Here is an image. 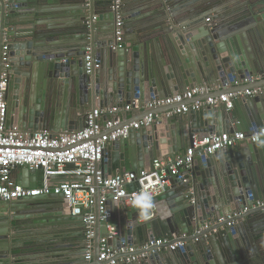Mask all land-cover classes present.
<instances>
[{"label": "water", "instance_id": "obj_1", "mask_svg": "<svg viewBox=\"0 0 264 264\" xmlns=\"http://www.w3.org/2000/svg\"><path fill=\"white\" fill-rule=\"evenodd\" d=\"M63 1L73 5L70 10L75 15L76 30L70 36L60 35L61 30L53 32L57 28L40 21L41 16L50 13L47 5L51 0H0V80L5 74L6 129L16 127L23 133L45 131L57 136L81 131L88 109L93 111L96 107L125 106L133 99H138L142 106L153 98H167L197 86L210 90L219 87L218 95L264 87V34L256 30L255 22V16L264 10V0H237L219 10L216 9L222 4L219 2L225 0H219L217 5L213 4L217 0H155L160 12L153 24L129 21L137 13L125 16L123 29L134 30L125 33L130 38H122L121 48L116 51L111 49L115 14L109 9L110 0H101V4L96 0ZM99 6L107 10L112 24L103 39L98 38ZM24 15L33 16L26 25L20 20ZM87 47L100 65L89 75L84 60ZM252 77H260L262 84L253 81L241 85V91H233V85L224 89L228 81L239 83ZM233 104L231 111L223 106L192 111L187 114L186 123L180 120L177 127L169 118L137 133L131 131L126 138L106 146L103 170L107 176L113 167L124 173L128 162L132 172H148L153 161L165 160L169 155L174 158L173 154L184 148L186 142L191 145L194 136L201 139L213 131L228 130L233 134L235 130L252 131L264 126V94L240 97ZM165 149L166 156L169 154L166 158L162 156ZM181 174V181L169 179L171 187L180 186L178 195L167 188L155 199L169 202L174 197L181 198L180 208L170 211L162 220L154 215L138 223L136 209L128 211L123 204L112 212L110 195L104 215H100L96 203L92 258L95 264H100L96 263L100 237L106 238L108 246L114 249L131 244L133 237L140 246L173 236H184L183 249L161 251L141 263L264 264V253L255 256L248 242L253 234L263 233L264 209L248 210L232 220L235 223L232 227L226 226L230 222L227 219L221 224H211L248 206V195L252 201L264 200V148L250 144L219 151L203 161L194 159L192 166ZM39 176L40 169H20L17 180L25 188H35L39 186ZM27 177L31 178L29 183L25 181ZM97 197L96 194V202ZM59 200L55 196H41L0 201L1 264H8L11 258L20 262L21 253L29 246L43 249L49 235L55 245L44 250L60 260L58 264H86L83 218L66 219L60 210L46 214L35 209L39 204ZM64 223L73 224L76 230L68 235L74 239L70 247L63 244L67 238ZM108 226L117 230L116 236L110 237ZM203 227L206 228L202 230ZM240 227L246 228L249 235L244 236ZM28 230L35 231L37 237L24 240L30 234L26 233ZM67 250L72 252L64 253Z\"/></svg>", "mask_w": 264, "mask_h": 264}, {"label": "built area", "instance_id": "obj_2", "mask_svg": "<svg viewBox=\"0 0 264 264\" xmlns=\"http://www.w3.org/2000/svg\"><path fill=\"white\" fill-rule=\"evenodd\" d=\"M121 0H110L109 9L115 14L113 51L121 48L123 35V19L120 13ZM208 22V20H206ZM5 51V48H3ZM3 52L2 61L5 62ZM85 72L91 74L99 68L91 56L90 47L86 48L84 56ZM5 74L0 80V201L11 202L18 199L55 196L59 197L64 209L72 217L83 218L86 240L84 260L91 262L93 258V239L95 224V205L97 203L100 215H104V205L110 195L112 200L123 202L128 209H135L128 197L137 191L149 190L153 197L162 194L168 187L169 179L182 180L181 172L189 169L195 158L204 160L216 152L234 148L238 143L250 140L249 134L234 132L233 134H208L198 139L194 136L191 145L181 157L175 159L155 160L148 172H124L107 176L103 170V151L109 143L126 138L129 133L140 131L152 124L174 116L189 114L204 107L223 106L226 111L233 109V101L240 97H254L264 94V87L245 90L243 92H228L218 96L207 97L204 100L194 99L197 96L209 95L210 89L206 86H197L183 93H174L167 98H153L145 103L146 109L154 111L158 108L173 107L172 110L158 114L150 112L143 119L123 124L117 117L119 112H130L141 109L138 99L125 106H112L107 109L96 108L89 111L85 117V126L81 131H73L53 136L45 131L23 133L18 128L6 129L5 114L6 102L3 100L5 89ZM260 77L249 81L230 82L224 89L239 86L241 83H252ZM106 117H110L109 119ZM103 118H106L104 121ZM102 120V122H101ZM264 127V126H263ZM254 145V144H253ZM20 169L41 170V183L35 188H25L13 178L15 171ZM129 186L132 188L129 189ZM98 195L97 202L95 195ZM248 206L240 212L227 215L216 220V224L226 219L232 227L233 219L238 218L250 209H264V200H251L248 195ZM104 217L101 218L103 220ZM207 227V226H206ZM110 237L117 235L114 227H107ZM205 227L202 228V230ZM106 238L99 239L97 262L100 264H132L145 260L161 250L183 249L186 245L184 236H173L168 239H153L140 248L126 245L119 248H110ZM194 241H197L195 239Z\"/></svg>", "mask_w": 264, "mask_h": 264}, {"label": "crops", "instance_id": "obj_3", "mask_svg": "<svg viewBox=\"0 0 264 264\" xmlns=\"http://www.w3.org/2000/svg\"><path fill=\"white\" fill-rule=\"evenodd\" d=\"M51 1H52V3L49 6L47 5V7L50 10V13L48 15H46V16H41L40 17V21L42 23H47L48 25H51L52 27L57 28V30H54L53 32H55V31L58 32V30H61L60 31V35H63V34H66V33H69V36L73 35L74 34V30H76V25L73 22V20H74L73 18H74L75 15L72 14L71 10H70V9H73V5L70 4L69 1H63V0L62 1H60V0H51ZM218 1L219 0L213 2V4H216V5L219 4V3H222V4L218 5L220 7H217L216 8L217 10L222 9L223 7H226V6H228V5L232 4V3H235L237 0H232L230 3H227V2L223 3V2H225L227 0L219 2V3H218ZM100 2H101V0H96L97 4H101ZM154 2H155V0H121L120 13H121L122 19L124 20L125 16L127 17L128 15H131L133 13H137V16L134 17V19H130L129 21H134V20L136 21L137 20L141 24H144V25L153 24V22L155 21V18L157 16V12H160V10H158L157 6L154 5ZM64 10H67V12H64ZM97 13H98L99 16H101V21L99 23L98 38L99 39H103V38H106V34H108L106 32H107V30L109 31L111 29L112 24H111V22L109 20V16L107 15V10L106 9L100 8V6H99L97 8ZM32 19H33L32 15H24L20 20L24 22V25H26V22H28L29 20H32ZM205 22H206V20H205ZM255 22H256V30L259 31L260 33L264 34V10H262L260 15H256L255 16ZM124 25H125V22L123 21V26ZM123 26H122V29H123ZM25 27H29V25L25 26ZM36 28L39 29V30L43 29V27H36ZM114 30H115V23H114ZM130 30L133 31L134 29L132 28ZM130 30L123 29L122 38L124 40L126 38L127 39L130 38V37H127V35H125V33L127 34V31H130ZM131 38H132V36H131ZM128 45L130 46V44H128ZM99 67H100V65H99ZM256 81H258L260 84H262L261 83L262 79H257ZM244 84H248V83L244 82V83H241L239 86H234L232 88L233 91H241L242 88L240 86L244 85ZM252 85H254V84H252ZM218 88L219 87H217L216 89L210 90L209 93H211V91H212L211 94L204 95V96H197L194 100L195 101L204 100V99H206L207 97H210V96H218V93L216 92V91H218ZM223 94H226V93H222V95ZM145 99H147V98L145 97ZM96 108H99V107H96ZM172 108L173 107H171V108L170 107H163V108H158V109H156L154 111H150V110H147L145 104H143L141 109L132 110L130 112H122L121 111V112L118 113L117 117L120 119V121L123 124H128V123L137 122V121L143 119L146 116L145 113L147 111L161 114V113H164L166 111L172 110ZM89 111L90 110L88 109V112ZM187 116H189V115L186 114V115L171 117L172 118V125L176 126V127L181 125V121L180 120H183V122L186 123L185 119L187 118ZM106 118L109 119L110 117H106ZM101 122H102V120H101ZM235 125H237V124L233 125L234 128H235ZM137 132H139V131H137ZM137 132H135V133H137ZM234 132H242V133H244L246 135L250 133L249 129L247 130V128H246V130H235ZM221 133H229V131L228 130L220 131V132L213 131L210 134H221ZM247 145H250V143H248L247 141H243L241 143H238L233 149L239 148V147L242 148V147H245ZM189 146L190 145H188V142H186L184 148H181V146H180L181 149L177 150V152L175 154H173L174 158H172V156H170L168 154L169 156L168 155L167 156L169 158H167V159H175V158L181 157ZM162 151H163V153H165L166 149L162 150ZM166 153L162 154V156H164L165 158L167 157ZM195 159L199 160L197 158H195ZM124 172H126V173L127 172H132L128 162H126V165H125V168H124ZM110 173L111 174L109 176H111V175L114 176V175L119 174L118 170L115 169V167L111 168V172ZM19 175H20V170H18L16 173L13 174V178L16 179L17 182H18L17 177ZM30 180H31V178H28V177L25 178V181L27 183H29ZM18 183L20 184V182H18ZM37 183L39 185L41 183V177L40 176L37 179ZM129 188L131 189L132 187L129 186ZM167 188H169V191H172L174 193V195L175 194L176 195L179 194V191H180V186L179 185L171 187L170 186V182H169ZM162 194L156 195L153 198L156 199ZM180 200H181V198H178V196H177L176 198L174 197L171 200H169V202H161V203L165 204L167 206V210L171 214L170 211H174V210H177V209L180 208V202H179ZM121 204H123V207L127 208L126 205L123 202L115 203V201H111L110 210L112 209V212H113V209L114 210L118 209L119 205H121ZM247 204H248V202H247ZM64 208L65 207H64V204H63L62 200L61 201L59 200L57 203H48V204H44V205L39 204V205H37V208H35V209H40L39 211H42V212H44L46 214H50L53 211L54 212H59V210H60L62 212L64 218H66V219L67 218H73L70 214H68L66 212V210ZM130 210H132V209H128V211H130ZM112 212H111V214H112ZM24 213H28V211H24ZM170 214L166 215L165 217L169 216ZM135 216L137 217V213L135 214ZM263 220L264 219H262V221ZM253 221L256 222V218H253ZM143 222H144L143 220L138 219V223H143ZM215 222H216V220L214 222H212L211 224L216 225ZM243 222H245V220H243ZM250 222H252V221H250ZM209 225L210 224H208V226ZM63 226H64L63 233L67 235V238L64 239L63 244H66L65 246L70 247L69 245L74 244V239L72 237H68V235L75 234L76 230L74 228V225L71 224V223H67V224L64 223ZM240 231H242L244 236L245 235L246 236L249 235V233L247 232L246 228H244V227H240ZM261 231L263 233L260 234V235L258 234L259 236L253 234L252 239H248V242H249V244H250V246L252 248V252L254 253L255 256L261 254L262 252L264 253V228L261 229ZM101 232H102V228L99 229V233L100 234H101ZM26 233H30V234L26 235V237H23L24 240L34 239V238L37 237L35 235V231L28 230V232H26ZM47 237L49 238V240L46 243H43V245H44L43 249H41V248L40 249H33L34 247L30 248V246H29L28 249L24 250L23 253H21L22 256L21 255L20 256H21L22 260L20 262H16L15 263L14 260L16 258H11L12 261H10L8 264H58V262H60V260H56L55 258H52V256H51L52 254L49 253L48 250H44L45 248L47 249L48 247H51V246L55 245V243L52 242L53 239H51L52 235L46 236V238ZM139 237L141 239V234H139ZM261 237L263 238L262 240H260ZM38 238H41V237H38ZM160 239H163V238H160ZM54 240H56V239H54ZM134 241H135V238L133 237L132 242L129 245L133 246L135 248H140L143 245V244H140V246H138V245H136L138 243L137 242L134 243ZM27 245H30V244H27ZM161 251H167V250H161ZM70 252H72V250L64 251V253H70ZM141 262H143V260L140 261V262H137V263H132V264H142ZM96 263H98V262H96ZM86 264H95V262L92 260L89 263L86 262Z\"/></svg>", "mask_w": 264, "mask_h": 264}, {"label": "clouds", "instance_id": "obj_4", "mask_svg": "<svg viewBox=\"0 0 264 264\" xmlns=\"http://www.w3.org/2000/svg\"><path fill=\"white\" fill-rule=\"evenodd\" d=\"M250 140L256 147L264 148V127L256 128L252 132ZM128 199L133 208L136 209L137 218L140 220L148 221L154 215H159L160 218L163 219L166 215L170 214L167 210V206L156 201L153 198L152 192L149 190L137 191L130 195Z\"/></svg>", "mask_w": 264, "mask_h": 264}, {"label": "rangeland", "instance_id": "obj_5", "mask_svg": "<svg viewBox=\"0 0 264 264\" xmlns=\"http://www.w3.org/2000/svg\"><path fill=\"white\" fill-rule=\"evenodd\" d=\"M208 227V225H206ZM206 228V227H205Z\"/></svg>", "mask_w": 264, "mask_h": 264}]
</instances>
